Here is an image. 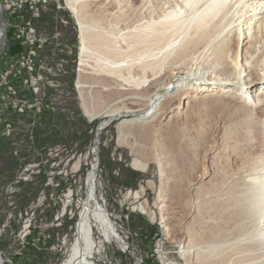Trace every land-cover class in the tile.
Wrapping results in <instances>:
<instances>
[{"label":"rangeland","instance_id":"374dc122","mask_svg":"<svg viewBox=\"0 0 264 264\" xmlns=\"http://www.w3.org/2000/svg\"><path fill=\"white\" fill-rule=\"evenodd\" d=\"M88 3V13L94 20L101 17L109 24L110 20L108 22L106 18L112 8H105L101 1ZM22 15L24 19H32L27 13ZM136 16L137 13L132 14V19ZM17 21L12 20L14 26ZM32 22L41 34H48L52 40L55 50L54 56L49 58L64 60L65 73L57 77L62 86L53 92L54 114L34 119L10 116L11 135L6 137L0 130L2 264H59L65 259L73 243L74 225L88 199L87 178L92 169L94 200L105 210L113 227L117 230L121 227L127 237L125 245L115 241L105 243L102 255L106 254L115 264H158L154 250L161 244L166 257L174 264H197L199 261L193 257L196 249L203 251L215 241L224 240L232 229L234 214L230 206L239 186H232L228 178L230 173L239 167V160L249 166L250 160L264 150L253 133L245 134L249 129L247 112L233 113L226 101L198 102L176 123L167 122L166 115L155 127L134 125L124 141L119 142L118 124L136 116L123 114L110 120L105 118L106 115L115 110L133 111L142 104L128 99L123 101L128 98L125 96L128 91L121 81L92 73L89 69L78 79L79 85L81 82L86 85L83 97L97 117L96 120L87 118L81 109V95L79 93V100L78 90L74 89L80 45L78 26L65 0H51L44 13ZM12 32L13 29L9 32L8 47L15 53L17 48L16 41L11 38ZM46 50L44 55L49 56ZM146 85L134 92L143 97L150 96L153 88ZM177 106L178 101L171 105L172 108ZM254 114L259 117L264 111L261 109ZM222 140L236 150L238 158L225 159ZM133 159L143 166L141 171L131 168ZM41 160H46L44 172L54 173L57 188L46 187L47 176L44 175L35 177L31 183H15L21 168ZM52 162L61 163L59 167L50 168ZM196 188H201L199 195L215 191L217 196L201 207L197 220L190 223L188 213L195 203L193 193ZM11 189L13 193H10ZM141 189L142 195L137 199L134 194ZM52 190L59 197L72 191L68 209L73 218L65 217L60 228L41 231L39 226L50 225L58 209L48 197ZM223 191L226 196H222ZM26 211L34 213L32 235L20 244L16 234ZM96 231L98 229L94 228L96 241H104ZM47 234L54 236L53 240L59 234V242L50 239L43 245L42 235ZM189 240L192 253L184 258L181 253ZM55 243L58 244L51 249ZM95 260L96 256L93 262L100 264Z\"/></svg>","mask_w":264,"mask_h":264},{"label":"bare ground","instance_id":"6f19581e","mask_svg":"<svg viewBox=\"0 0 264 264\" xmlns=\"http://www.w3.org/2000/svg\"><path fill=\"white\" fill-rule=\"evenodd\" d=\"M89 1H101L105 8H112L106 18L109 24L101 17L94 20L87 10ZM65 3L78 26V79L91 69L92 73L121 81L128 91L125 95L128 98L123 101L142 104L133 111L115 110L106 115L110 120L123 114L136 116L118 124L119 142L124 141L134 125L155 127L166 115L167 122L176 123L198 102L217 100L226 101L233 113L247 112L249 129L245 134L253 133L264 149V114L259 117L254 114L264 111V0H65ZM134 13L137 16L132 19ZM76 84L84 115L96 120L83 97L86 85L83 82L79 85L78 81ZM145 85L153 88L150 96L134 92ZM175 101L178 106L172 108ZM222 141L225 159L238 158L236 150ZM239 161V167L228 177L232 186H239L232 203H228L234 214L232 229L224 240L215 241L203 251L196 249L193 257L199 261L197 264H264V150L250 160L249 166ZM131 168L141 171L143 166L133 159ZM94 183L92 171L87 178L88 199L74 225L73 243L59 264H95L93 258L106 239L112 237L120 243L105 210L94 200ZM200 189L193 193L196 198L188 213L190 223L197 220L201 207L217 196L215 191L199 195ZM142 192L141 189L134 196L138 199ZM94 228L104 241H96ZM190 242L181 253L184 258L192 253Z\"/></svg>","mask_w":264,"mask_h":264},{"label":"built area","instance_id":"2783aa9c","mask_svg":"<svg viewBox=\"0 0 264 264\" xmlns=\"http://www.w3.org/2000/svg\"><path fill=\"white\" fill-rule=\"evenodd\" d=\"M51 0H0V130L2 134L9 137L13 131V124L9 120L10 116L37 118L45 114L52 115L55 112L53 92H56L62 85L57 77L62 76L65 71L64 60L54 58L53 42L48 34H41L32 19L41 16L49 6ZM22 13H27L32 19H24ZM18 20L14 26L12 20ZM13 29L11 38L16 41V52L13 53L8 47V37ZM52 46V47H50ZM47 49V50H46ZM45 50L49 51V56H45ZM80 56L76 61V80L74 89L77 88L78 75L80 73ZM93 153V152H91ZM61 162H52L50 168L59 167ZM46 160L28 164L21 168L18 173L16 184L19 182L31 183L37 176H47L45 186L52 189L58 187L54 182V173L44 172ZM94 169H92L93 171ZM59 173L58 175H60ZM54 190L48 195L57 206L53 221L50 225H40L39 229L45 231L48 228H60L62 220L68 216L73 218L70 208L72 203V191L69 190L64 195H55ZM13 193V189L11 192ZM43 197L45 194L43 193ZM70 200V201H69ZM34 213L27 211L22 219L21 229L16 234V240L24 244L31 234L32 218ZM22 216V215H20ZM119 236V244H126L127 237L122 233V228H113ZM51 234L42 235V244L46 245V240H53ZM60 240L59 234L53 241ZM112 237L106 239L105 243L110 244ZM55 243L51 249L54 248ZM102 250V248H101ZM101 250L96 254V262L100 264H113L106 254L102 255ZM128 248H125V251ZM158 264H173L169 257H164V250L159 244L154 250ZM115 264V263H114Z\"/></svg>","mask_w":264,"mask_h":264},{"label":"crops","instance_id":"0c3cea01","mask_svg":"<svg viewBox=\"0 0 264 264\" xmlns=\"http://www.w3.org/2000/svg\"><path fill=\"white\" fill-rule=\"evenodd\" d=\"M0 255H1V253H0ZM8 262V261H7ZM3 263H4V261H3Z\"/></svg>","mask_w":264,"mask_h":264}]
</instances>
